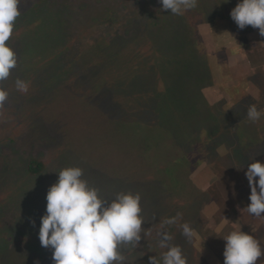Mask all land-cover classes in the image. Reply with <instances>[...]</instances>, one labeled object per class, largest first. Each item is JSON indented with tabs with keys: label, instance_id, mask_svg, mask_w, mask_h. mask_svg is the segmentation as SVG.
<instances>
[{
	"label": "rangeland",
	"instance_id": "374dc122",
	"mask_svg": "<svg viewBox=\"0 0 264 264\" xmlns=\"http://www.w3.org/2000/svg\"><path fill=\"white\" fill-rule=\"evenodd\" d=\"M109 2L106 7L113 10L106 17L111 26L107 34L105 30L99 34L97 26L102 21L96 23L91 5H96V0H21V15L8 41L18 55V65L5 81L9 97L0 110V264H54L52 250L41 246L38 233L41 217L46 214L47 191L57 182L60 170L82 168L83 179L98 189L103 198L113 199L120 192L139 193L141 215L148 220L147 202L155 197L134 188L137 186L140 190L141 185L147 183L160 187L162 195L167 196L171 178L166 173L169 169L176 173L175 166L185 163L180 162L177 154L189 147L190 141L193 146H199L196 154L204 155L196 167L185 168L188 174L185 173L183 183L189 186L191 198L193 194L196 199L202 193L209 196V201L204 200L208 204L199 210L203 217L200 228H192L195 234L192 244L206 258L195 253L194 257H200L199 264H203V259L208 264H222L215 252H211L210 245L213 240L219 241L218 234H228L230 229L252 234L264 248V216L243 213L244 200L239 216V201L251 190L249 185L243 187V170H239L236 162L232 165L233 159L226 161L233 169L230 180L225 182L230 196L221 187L225 174L219 165L220 158L232 155L233 149L239 153L243 142L234 135L222 141L197 132L200 124L197 119L206 112L202 114L201 110L198 115L204 101L195 95L197 87L204 83L203 98L211 104L208 106L218 104L220 114L225 117L237 114L240 108L247 113L253 104L264 108L261 96L264 67L248 69L253 57L249 48L263 49L264 37L252 26L238 28L237 33L232 31L235 26L228 21L232 20L231 10L239 0L227 3L199 0L197 8L185 14L188 29L180 25L170 29L175 42L166 48L167 39L159 35L164 28L168 32L167 20L161 18L154 30L149 26L159 14L162 17L159 0ZM153 3L156 6L151 9L152 17L146 18L139 12L148 11L151 5L147 4ZM217 13L225 18L211 23ZM155 29L157 36L152 34ZM255 56L258 65L264 62L263 58ZM204 58L208 65L206 72L193 69L195 78L188 81L179 69L180 75L174 83L177 98L185 92L180 107L187 110L188 115H195L188 123L193 136L175 140L167 133L163 140L166 119L162 110L163 96L159 95L162 79L173 69L177 72L180 63L192 69ZM241 64L247 67L248 74L235 78L240 75L238 66ZM17 78L28 82L27 93L16 90ZM247 101L250 102L247 104ZM152 103L156 112L150 116ZM258 123L259 131L246 135L253 139L251 143L258 150L255 159L264 161L261 127L264 118ZM239 126H250L245 128L247 131L253 129L248 120ZM205 146L206 150L202 149ZM33 160V167L39 170L35 173L29 171ZM207 166L214 171H204ZM213 184H218L219 192H210ZM217 195L223 196L225 206L218 204ZM176 198L180 204L173 200L175 206L191 201L182 194H177ZM232 208L236 212H232ZM218 228H221L219 233ZM180 233V240H186ZM144 240L154 241L142 236L137 247H121L125 264H143L138 258L143 252ZM222 244L220 252L223 254L226 241ZM257 264H264V256Z\"/></svg>",
	"mask_w": 264,
	"mask_h": 264
},
{
	"label": "clouds",
	"instance_id": "9594fccd",
	"mask_svg": "<svg viewBox=\"0 0 264 264\" xmlns=\"http://www.w3.org/2000/svg\"><path fill=\"white\" fill-rule=\"evenodd\" d=\"M159 3L162 5L160 11L183 15L197 8L199 0H159ZM20 4L21 0H0V110L4 109L9 97L5 81L18 65V55L8 41L21 15ZM230 16L239 29L252 26L264 37V0H239ZM15 88L27 93L29 84L17 78ZM261 118H264V108L250 105L246 119L256 123ZM245 176L251 190L246 210L252 216L262 217L264 161L252 160ZM46 202V214L41 217L38 236L41 246L52 250L54 264H125L121 247H137L142 239L141 195L120 192L113 199L103 198L98 189L83 179L80 167H66L58 172L57 182L47 191ZM216 231L219 233L221 228ZM182 234L193 242L194 230L187 223L182 226ZM218 237L226 241L224 264H257L264 256V248L252 234L232 230ZM170 240L168 234L162 235L159 247L167 251L159 259L151 257V264H187L181 248L171 245Z\"/></svg>",
	"mask_w": 264,
	"mask_h": 264
},
{
	"label": "trees",
	"instance_id": "16d2710c",
	"mask_svg": "<svg viewBox=\"0 0 264 264\" xmlns=\"http://www.w3.org/2000/svg\"><path fill=\"white\" fill-rule=\"evenodd\" d=\"M109 1L110 0H96V5L91 4L92 6H94L93 12L95 13L96 23L97 22L100 23L102 21V24L100 26L99 25L97 26L99 34H101L103 30H105L106 34H107L109 32V27L111 26V24H109L110 19L106 17L107 15L111 14L112 10H113L112 7H106L107 5L110 4ZM149 5H151L150 6L151 8L148 7L149 8L148 11L147 10H145V12H143L141 10L139 11L146 18H148V17L150 18L153 16L151 9H152V7L156 6L155 3H153V5L147 4V6H149ZM156 11H158V10H156ZM146 12H148V13H146ZM187 13L189 15L190 12L186 11L183 15H172L170 10L163 11L162 17L159 14L160 17L158 19L155 17V19L152 20L151 23L149 24V26L152 27L154 30V28L159 25V21L161 18L162 19L165 18L167 20V22L165 21V23L168 27V32H166V28H164L163 29L164 32L159 35L162 38L167 39V41H164L166 48H169L170 45H173L175 42L174 37L171 35V32H169V31H171L170 29H172V27H174L176 25H180V28L183 27L185 29H188V27L185 24L187 22V20H186L187 17L185 18V16H186L185 14H187ZM167 16H169L170 18H167ZM220 18L223 19V18H225V16H223V15L221 16V14H218V13L214 14L212 16V20L210 22L211 23L221 22ZM224 20L228 21V19L227 20L224 19ZM182 24H184V25H182ZM228 24L235 26L232 31L234 33H237L238 27H236V23L230 19L228 21ZM107 25H108V27H107ZM152 34H153V36H157L158 32L156 31V29H155V32ZM152 34H150V35H152ZM167 35H168V37H167ZM90 36H92V34H90ZM94 36H96V35H94ZM261 48H263V49H260L259 47L258 48H249V50H251L249 52V54L253 55V57H252V62H250L251 66L248 67V69L249 68H257V66H259L261 68H262V66L264 67V62L261 63L260 65L257 64V62H256L257 57L255 56V55H258L260 60H262V58L264 59V45H262ZM207 66L208 65H207V61L205 60V58L203 59V61L198 62L197 65H195V67H193L192 69H190V67L184 68V65L180 63V67L178 66L177 72L173 69L169 74H166V76L163 77L164 78V79H162L163 86L161 88L162 92L159 95L163 96L162 110L164 111V114H165L166 123L164 120V127H163L164 128V134H162L163 135L162 138L166 137L167 133H168V135L172 136V139H173V137H175V140H177V139L179 140V138L181 136H188V137L193 136V129H191V127L188 126V123H190V121H191L190 117L195 116V115H188L187 110L182 109L180 107L179 104H180L181 98L185 92L182 94L180 99L177 98L176 94H175L174 83H175V80L177 81V78L180 75L179 69L181 70V75L183 77H185L188 81H190V80H193L195 78L193 69L196 72H198V71L206 72ZM238 67H240V69L238 71V74H240V75L236 76L235 78H240V77H243V76L248 74V71L245 69L247 67H244V65H242V64H241V66H238ZM235 72L237 73V67L235 68ZM204 74L206 75V73H204ZM204 86H205L204 83L201 84L200 86H198L197 92L195 94L196 98L198 100L201 98V101H204L203 104L201 103L202 107H200V110H199L200 113L198 115H201V110H202V114L206 112L205 116L203 115V116H201V118L197 119V121L200 124H199V127L197 128L196 131L197 132L201 131V135H205V136L209 135L210 138L216 137V139L222 140V141H226L227 137H229L230 135H234L236 139H238V137H240L241 141L243 142V149H240L239 153H237V150L235 152V149H233L232 155H226V157H224V158L221 157L220 162H219V165L221 166L222 172H224V174H225V176L223 178L224 182H222V184H221L222 191H226V193H228V195L230 196V191H229L228 187L225 185V182H227L226 180H230V172L233 169L229 167V165L226 163V161L233 159L234 162L232 163V165H234L236 162L237 166H239V170L240 169H241V171L243 170L241 172V176L243 177L242 178L243 187L248 186L249 182L246 179L245 172L247 170L248 164L258 156V150L251 143V141L253 139H251L250 136L247 137L246 134H247V132H253V131L258 132L259 128H257L256 125L260 124V123H258V122L252 123L251 122L253 124V126H252L253 129L248 130V131L246 129H249L250 126H246V127L239 126L244 121H247L246 110L244 108L238 109L237 114H235V113H233L231 115L227 114V117H225L226 116L225 114H220V107L218 104H213L212 106H208L211 104L205 98H203L202 89ZM159 95H157V96H159ZM261 96L264 98V92H262ZM156 99H158V97H156ZM248 102H250V101H247V104H248ZM256 102L262 103V100L261 101L256 100ZM203 107H205V108H203ZM206 108H207V110H206ZM151 112H153V113L150 114V116H153V114L156 112V107L154 106L153 103L151 105ZM262 125L263 124H261V127H262V130L264 132V126H262ZM183 127H185L186 129ZM215 134H216V136H215ZM244 134H245V136H244ZM250 135H251V133H250ZM255 138H258V137L255 136ZM186 139H187V137H186ZM163 140H164V138H163ZM255 141H257V140L255 139L254 142ZM227 146L231 147L230 144H227ZM198 147L199 146H196V145L193 146V143H191V141H190L189 147H185V148L181 149L180 153L178 152V154L176 153L178 157L180 156V158H179L180 162L183 161L185 163L184 164L180 163L177 166H175L176 167V173H174L175 171L171 170V169H169L167 171L166 175H168L171 178V185L169 186V188H167L168 191L166 190L167 196L162 195L163 190H161L160 187L151 186L150 184H147V183L142 184L141 186H143V187L140 190H139V188H137V186L134 188L135 191H147L149 196H151L152 198L155 197V200H151V201L147 202V208L145 211H146V216L148 217V220H146L145 217H143L144 223L142 225V228L144 229V231L141 233V236H143L144 239L152 238L154 240L152 243H149L146 240L143 241L144 249L138 258V259H142L143 264H151V257L154 256L157 259H159L162 256V254L167 251L166 248L159 247L160 239H161L162 235L165 233L168 234L169 236H171V240L169 241V243L171 245L179 246L181 248L183 255L187 258V264H199L200 257L195 258L194 253L196 255H200L203 253L200 250H197L195 248V246H193L192 243L195 242V240H193V242H191V243L187 239L186 240H180V235H181L180 232H182V226L185 223H187L191 228H194V227L200 228V223H201V220L203 218L200 211L203 207H205L208 204V202L204 203V200L206 202V200L209 197V196H207L206 193H202L201 196L197 199L193 194L194 198H191L190 190L188 189L189 186L185 185L183 183V180L186 177L185 173L188 174V172L185 171V168L196 167V165L200 164L201 158H203L204 154H202V155L196 154ZM232 148H233V146H232ZM236 148H237V145H236ZM202 149L206 150V146L203 147ZM190 160L193 161L194 163L190 164L189 163ZM34 162H35V160H33V162L30 163L29 171L35 173V172H38L39 170H37V168L33 167ZM40 166L43 167L42 164H40ZM181 168H183V169H181ZM207 169H209V170H207ZM204 171H210V172L212 171L213 172L214 170H213V168L207 166ZM211 186H212V190H211ZM211 186H210V192H213V193L219 192L218 184H213ZM238 186H240L239 182H238ZM160 193L162 196L160 195ZM177 194H182L183 197L188 196L191 201L187 202V204L181 203L180 206L178 204L175 206V205H173V200H174L175 204L179 201V200L178 201L176 200ZM157 195H159L160 197H158L156 199ZM248 195H250V194L242 195V197L239 201L238 206L240 207L239 211L241 212V214L239 216L242 215V211H243L242 201L244 200V208H246L247 205L250 203ZM217 196L218 197L215 196V199L217 200L218 204L225 206V204H227V202L223 200V198H222L223 196H219V195H217ZM226 199L227 198H225V200ZM169 200H170V202H169ZM208 201H209V199H208ZM231 211L236 212L233 210V208ZM243 213H247V211L245 210V211H243ZM169 221H172V222L170 223ZM231 230L232 229H230L229 231H231ZM224 235H226V234H224ZM218 236H220V234H218ZM223 240L224 239L222 237H219L220 244H219L218 240L217 241L213 240V242H212L213 244L210 245L211 246V252H212V250H213V252H215L214 253L215 257L220 259L222 264H224V259H225L223 254L220 252V251H223V248H222V247H224V244H222ZM206 243L209 244L208 241ZM187 244L189 245V247H187ZM212 245H214V246H212ZM203 257L206 258V256L204 254H203ZM203 264H208L206 259H203Z\"/></svg>",
	"mask_w": 264,
	"mask_h": 264
}]
</instances>
